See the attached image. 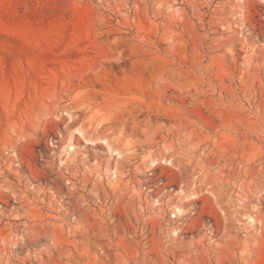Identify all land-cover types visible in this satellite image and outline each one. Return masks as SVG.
I'll return each mask as SVG.
<instances>
[{
	"label": "rangeland",
	"instance_id": "obj_1",
	"mask_svg": "<svg viewBox=\"0 0 264 264\" xmlns=\"http://www.w3.org/2000/svg\"><path fill=\"white\" fill-rule=\"evenodd\" d=\"M0 264H264V0H0Z\"/></svg>",
	"mask_w": 264,
	"mask_h": 264
},
{
	"label": "bare ground",
	"instance_id": "obj_2",
	"mask_svg": "<svg viewBox=\"0 0 264 264\" xmlns=\"http://www.w3.org/2000/svg\"><path fill=\"white\" fill-rule=\"evenodd\" d=\"M70 145V144H69ZM111 149V148H110ZM111 151V150H110ZM18 186V185H17ZM9 189V188H8ZM178 211L179 212H182L183 211V208H181V207H178ZM5 239V238H4ZM5 241V240H4Z\"/></svg>",
	"mask_w": 264,
	"mask_h": 264
},
{
	"label": "built area",
	"instance_id": "obj_3",
	"mask_svg": "<svg viewBox=\"0 0 264 264\" xmlns=\"http://www.w3.org/2000/svg\"><path fill=\"white\" fill-rule=\"evenodd\" d=\"M173 216H176V214H174Z\"/></svg>",
	"mask_w": 264,
	"mask_h": 264
}]
</instances>
